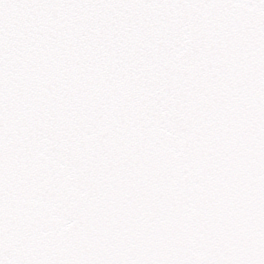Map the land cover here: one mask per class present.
<instances>
[{"label":"snow or ice","instance_id":"1","mask_svg":"<svg viewBox=\"0 0 264 264\" xmlns=\"http://www.w3.org/2000/svg\"><path fill=\"white\" fill-rule=\"evenodd\" d=\"M0 264H264V0H0Z\"/></svg>","mask_w":264,"mask_h":264}]
</instances>
